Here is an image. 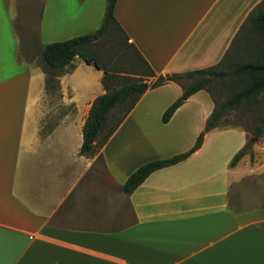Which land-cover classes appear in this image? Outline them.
<instances>
[{
  "label": "crops",
  "instance_id": "0c3cea01",
  "mask_svg": "<svg viewBox=\"0 0 264 264\" xmlns=\"http://www.w3.org/2000/svg\"><path fill=\"white\" fill-rule=\"evenodd\" d=\"M105 4L0 0V264H264L263 148L230 165L249 139L242 126L212 128L188 157L122 190L142 164L193 146L209 92L163 122L183 84L149 87L93 155L80 154L103 71L76 56L59 74L40 50L97 29ZM257 9L264 0H116L114 16L151 83L236 60L254 45L239 39Z\"/></svg>",
  "mask_w": 264,
  "mask_h": 264
},
{
  "label": "trees",
  "instance_id": "16d2710c",
  "mask_svg": "<svg viewBox=\"0 0 264 264\" xmlns=\"http://www.w3.org/2000/svg\"><path fill=\"white\" fill-rule=\"evenodd\" d=\"M116 0H106L104 15L100 26L94 31L70 37L61 41L43 44L40 55L43 63L57 73L72 71L75 67L73 60L76 56L83 58L87 63H92L103 71L101 83L105 92L97 96L92 102L89 114L82 128V144L80 154L93 155L96 148L103 144L107 138L116 130L125 116L130 112L141 95L149 87H156L165 81L182 83V79L196 78L189 84H183L181 95L175 99L163 112L162 121L167 122L175 110L193 93L200 89H206L214 101V107L206 120L203 130L198 134L195 143L189 150L175 154L168 158L156 159L142 164L134 170L122 186L124 192H131L154 170L175 164L194 151L202 144L206 132L214 127L235 125L229 121L232 111L244 113L252 111L253 107H259L264 103V11L255 10L244 22L253 33V43L245 51L253 49L256 53L252 59H244L230 69H218L222 63L208 68L193 70L186 73L159 75L153 82L146 80L155 76L153 69L142 57L139 51L131 43L134 52V64L129 73L139 74L141 78L131 80L129 76L122 75V70L112 68L108 58L96 54L94 45L106 39L111 33L120 34L124 42H128L125 34L114 16ZM248 36L245 39L248 41ZM252 37V35L250 36ZM239 58H243L239 55ZM243 60V59H242ZM128 73V72H127ZM227 86V96L223 100L215 98L213 91L208 90L212 83ZM122 105L123 111L116 117L112 125H108L113 109ZM260 125L252 132V136L245 145L238 150L230 161L233 166L248 150L251 151V138L264 135V114L260 116Z\"/></svg>",
  "mask_w": 264,
  "mask_h": 264
},
{
  "label": "rangeland",
  "instance_id": "374dc122",
  "mask_svg": "<svg viewBox=\"0 0 264 264\" xmlns=\"http://www.w3.org/2000/svg\"><path fill=\"white\" fill-rule=\"evenodd\" d=\"M248 35L250 36L252 35V37L250 36L248 37V41L253 43V33L249 32L246 36ZM242 40L245 41L244 34L242 38L239 39V42H242ZM128 44L129 42L126 43L122 40V37L120 34L113 32L106 39L97 42L94 45V47L96 50V54H100L104 56V58H108L109 59L108 64L112 68L124 71V73H121V74L125 76H129L130 81L131 80L134 81V80L141 79V78L146 79V77H143L139 74L129 73L130 68H132L133 64L135 63L133 60L135 55H134L132 47L129 46ZM237 54L241 55L243 58H239V55H237L236 60H233V62L231 63L221 64L218 67V69H224V70L230 69L232 65H237L241 63L242 61H244V59H252L253 57H255L256 53L253 51V49H251L249 51L244 50L243 52L242 50H240V52H238ZM229 55H230V52H229ZM195 79L196 78H190V79L185 78V79H182L181 82L183 84H189L190 82L195 81ZM146 80L149 81L150 79L147 78ZM210 89L213 91L212 93L214 94L215 98L218 100H223L227 96L226 95L227 94L226 85L221 86L219 83L214 82L208 86V90ZM206 92L208 91L206 89H203L201 94H205ZM122 111H123L122 105H119L113 109V114L110 117V120L108 123L109 126L115 122L116 117L120 115ZM263 114H264V103H262L258 108L253 107L252 111L250 112L245 111L244 113H240L239 111L238 112L232 111V113L229 115L228 118H229V121L232 122L233 124L242 126L247 131L248 137L250 138L252 136L253 130L258 125H260L261 123L260 116ZM254 143L260 145L263 148L262 152L264 153V135L260 137H255L254 141L251 142V147L253 146Z\"/></svg>",
  "mask_w": 264,
  "mask_h": 264
},
{
  "label": "water",
  "instance_id": "95a60500",
  "mask_svg": "<svg viewBox=\"0 0 264 264\" xmlns=\"http://www.w3.org/2000/svg\"><path fill=\"white\" fill-rule=\"evenodd\" d=\"M254 139H255V137L252 138V140H254Z\"/></svg>",
  "mask_w": 264,
  "mask_h": 264
}]
</instances>
